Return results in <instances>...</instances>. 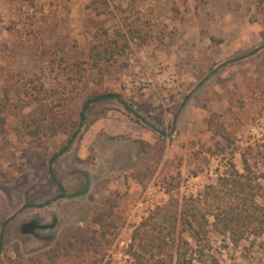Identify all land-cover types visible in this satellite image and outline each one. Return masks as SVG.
Here are the masks:
<instances>
[{
	"label": "rangeland",
	"instance_id": "rangeland-1",
	"mask_svg": "<svg viewBox=\"0 0 264 264\" xmlns=\"http://www.w3.org/2000/svg\"><path fill=\"white\" fill-rule=\"evenodd\" d=\"M256 17H264V0H0V96L11 100L9 130L0 136V258L16 259L19 247L26 264H35L117 199L119 227L103 264L133 262L135 230L159 207L155 236L168 244L148 249L173 252V264H264V27ZM124 23L146 39L136 36L124 55L95 67ZM42 84L67 91L75 111L94 89L124 100L93 104L53 164L65 198L50 161L71 136L58 135L44 149L21 131ZM159 134L167 141L159 171L143 185L127 178L150 158L136 140L155 143ZM232 163L241 177L231 174ZM172 177L180 187L169 194L164 183ZM226 203L259 218L248 226L232 216L217 221L209 212ZM35 217L44 224L56 218L57 226L22 234L21 224Z\"/></svg>",
	"mask_w": 264,
	"mask_h": 264
},
{
	"label": "trees",
	"instance_id": "trees-1",
	"mask_svg": "<svg viewBox=\"0 0 264 264\" xmlns=\"http://www.w3.org/2000/svg\"><path fill=\"white\" fill-rule=\"evenodd\" d=\"M98 2L108 5L109 0H98ZM254 22H259L264 27V17H256ZM135 28L130 24L124 23L123 28L115 32V37L109 39L105 47L99 50V61L94 63L97 67L100 65V61H110L117 56H122L126 53L130 47V41L139 36L143 40L146 38L144 35L137 33ZM137 34V35H136ZM264 35V30L262 31ZM121 39H124L121 42ZM217 42H222L217 40ZM77 81L82 82L85 77L84 67L81 63H78ZM102 69V68H100ZM102 77L97 80V84H102ZM74 88H79L74 84ZM1 92V91H0ZM38 96L33 102L37 103L34 112L28 115V118L24 120L22 125L23 134L30 138V143L38 148L47 149L50 146L51 141L58 135L71 136V139L63 147L60 152H57L51 158L50 174L53 182L59 189L58 198H65L68 196L63 184L58 180L53 164L57 161L59 156L67 151L74 138L79 133V128L83 126L88 118V113L93 104L101 103L111 99H117L124 101L121 93L115 91L94 89L83 101L82 109L75 111L71 105L72 96L66 95L67 91L59 87H46L44 84L38 90ZM32 103V102H31ZM11 105L10 96L8 94L0 96V136H4L9 130V115L8 109ZM107 109H103L98 112V115L105 113ZM160 121L162 118L158 117ZM216 134L227 139V135L220 129L216 131ZM140 149L150 155V158L139 167L137 170L130 172L127 178L133 179L135 182L143 185L148 180L152 179L159 171L166 153L167 141L161 134L155 143L148 140L137 139ZM225 151L226 149L223 148ZM246 167L250 169L249 159L245 158ZM200 170H196L195 174H198ZM231 174L236 178L241 177L235 163H232ZM179 178L181 176L179 175ZM224 181H228L227 178H222ZM172 181H176L173 183ZM166 191L169 194L180 187V179H167ZM81 192L74 193L79 195ZM118 196H116L117 198ZM115 199L112 202H106L105 204L96 208L91 221L86 225H78L70 228L63 236L55 243V245L39 255V257L33 258L35 264H103L109 249L112 245V235L118 230L120 217L117 215L116 208L118 203ZM240 196L237 195L238 203H241ZM249 203L248 199L243 201ZM163 208H158L147 221L143 222L140 227L135 230L133 241L130 245L129 252L133 258L131 264H173L175 260V254L164 247L162 253H158L152 248L157 241L162 244H168L166 238L155 236V226L158 224V218L162 214ZM212 213L216 216L217 221L223 220L225 217L231 216L238 221L248 226L251 221L258 220V216L255 212H251L248 206L241 208L233 203V208L226 206L221 209L220 212ZM191 226L195 227L194 223L189 220ZM164 228V227H163ZM196 228V227H195ZM197 229V228H196ZM199 233V229H197ZM185 243L188 239H183ZM162 248V246H161ZM188 249L184 247V254L188 253ZM16 259L8 257L7 260L0 258V264H26L24 257L22 256L19 247H16ZM150 253V254H149ZM178 264H191L187 259L179 262Z\"/></svg>",
	"mask_w": 264,
	"mask_h": 264
},
{
	"label": "water",
	"instance_id": "water-1",
	"mask_svg": "<svg viewBox=\"0 0 264 264\" xmlns=\"http://www.w3.org/2000/svg\"><path fill=\"white\" fill-rule=\"evenodd\" d=\"M57 226V219L54 218L53 222L44 224L42 221L35 217L21 224L20 232L24 235L39 236L38 231L44 229H54ZM52 238V237H51Z\"/></svg>",
	"mask_w": 264,
	"mask_h": 264
}]
</instances>
